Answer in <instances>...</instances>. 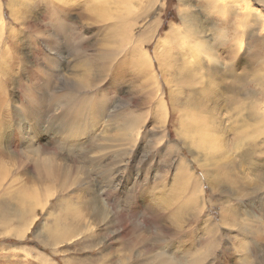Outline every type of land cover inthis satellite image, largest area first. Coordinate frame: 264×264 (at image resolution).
<instances>
[{"label":"rangeland","instance_id":"374dc122","mask_svg":"<svg viewBox=\"0 0 264 264\" xmlns=\"http://www.w3.org/2000/svg\"><path fill=\"white\" fill-rule=\"evenodd\" d=\"M210 2L0 0V264H264V3Z\"/></svg>","mask_w":264,"mask_h":264},{"label":"bare ground","instance_id":"6f19581e","mask_svg":"<svg viewBox=\"0 0 264 264\" xmlns=\"http://www.w3.org/2000/svg\"><path fill=\"white\" fill-rule=\"evenodd\" d=\"M13 0H9V2L11 3ZM188 1V0H187ZM208 1V0H207ZM212 1H215L216 2V0H211V2L209 3V6H212V4H214L215 5V3L214 2H212ZM247 2V1H246ZM259 2L260 3H264V0H259ZM249 7V6H248ZM218 7L217 6H214V9H217ZM0 10H1V5H0ZM250 10V9H249ZM249 10H246V12H245V9H244V11H243V14H241V19H242V21L245 23H247V22H249V20H251V18L250 17H253L252 19L254 20V18H255V16H257L256 14L254 15V14H251V13H249L250 11ZM188 10H185V12H187ZM252 12V11H251ZM183 13V12H182ZM182 18H183V15H182ZM239 18V17H238ZM186 19V18H185ZM185 19H184V21H185ZM183 21V20H182ZM254 21H258V20H254ZM5 22L2 20V18H1V14H0V26H3V25H5L4 24ZM185 23L187 24V22L185 21ZM253 23V22H252ZM255 24V23H254ZM203 26V25H202ZM173 36V33H168L167 34V38H171ZM191 54V53H190ZM143 55V54H142ZM199 55V54H198ZM200 56V55H199ZM203 56V55H202ZM195 57V56H194ZM144 58H145V60H146V64H147V67H150V68H152V62H151V58L149 59V61H147V56H145L144 55ZM201 58V57H200ZM156 59V58H155ZM158 60V59H157ZM142 62H144L143 60H142ZM159 62V61H158ZM160 64V63H159ZM243 87H244V85H243ZM201 117V116H200ZM200 117H195V116H191L190 115V113H188L187 112V117H186V119H185V121H184V125H185V128H186V133H187V136H189V135H192L193 133H200L201 132V134H199L198 136H197V138H200L202 135H204L208 130H206L207 129V124L206 123H204V121H201V118ZM173 146V145H172ZM175 156H177L178 158H181L180 156H179V154H178V151L176 150L175 152ZM182 161H184V159L182 160ZM206 178H207V180H208V183H209V185L211 184V181L209 180V175L208 174H206ZM191 179H194L195 181H196V183L198 184V186L200 187V192H201V194L203 193V188H202V184H201V182H200V180L194 175ZM202 197V205H203V195L201 196ZM203 207H204V205H203ZM205 208V207H204ZM137 227V228H136ZM135 228H134V233H135V231L137 232L138 230H140V229H142V228H140V227H138V226H136ZM148 227V226H147ZM144 230V229H143ZM162 231L164 232L165 231V228H164V230L162 229ZM170 232V231H169ZM165 235V234H164ZM175 237V234L173 233V238ZM161 258H165V260H164V262L162 263V264H181V263H179V262H175V261H171L170 259H168L167 257H162V256H160Z\"/></svg>","mask_w":264,"mask_h":264}]
</instances>
